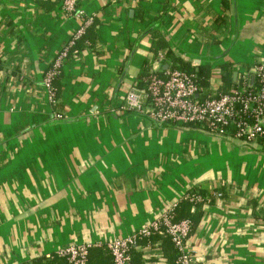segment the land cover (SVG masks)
<instances>
[{
    "label": "crops",
    "instance_id": "1",
    "mask_svg": "<svg viewBox=\"0 0 264 264\" xmlns=\"http://www.w3.org/2000/svg\"><path fill=\"white\" fill-rule=\"evenodd\" d=\"M79 5L92 23L52 102L44 74L82 19L61 0H0V264H68L56 251L69 244H90L87 264H112L106 242L175 203L174 218L191 223L192 264H264V148L122 108L140 78L169 69L168 51L204 72L205 87L230 89L264 61V0ZM175 261L164 233L130 249L129 264Z\"/></svg>",
    "mask_w": 264,
    "mask_h": 264
},
{
    "label": "built area",
    "instance_id": "2",
    "mask_svg": "<svg viewBox=\"0 0 264 264\" xmlns=\"http://www.w3.org/2000/svg\"><path fill=\"white\" fill-rule=\"evenodd\" d=\"M61 6L66 13L81 18L82 23L44 74L43 83L52 102V81L58 75L63 59L92 23V17L84 14L79 0H61ZM249 73H252V79ZM138 82L136 87L126 92L122 108L146 113L156 123L196 124L211 134L237 138L264 148V61L253 65L224 92L201 85L195 74L179 68L167 69L164 76L150 73ZM140 83L144 84L143 87L139 86ZM184 198L190 201L202 199L195 193ZM176 206L177 203L173 204L158 219L133 234L106 242L112 264H129L130 249L137 239L154 233L169 236L176 250V264H192L193 254L186 244L191 223L188 219L174 218ZM89 247L90 244H69L60 247L56 254L66 258L70 264H87Z\"/></svg>",
    "mask_w": 264,
    "mask_h": 264
},
{
    "label": "trees",
    "instance_id": "3",
    "mask_svg": "<svg viewBox=\"0 0 264 264\" xmlns=\"http://www.w3.org/2000/svg\"><path fill=\"white\" fill-rule=\"evenodd\" d=\"M219 21L221 24H223V19L221 17H218ZM166 55L168 57H170L172 63H170L169 65V68L172 69V68H179V69H182L188 73H192V74H195V79L198 83H200L201 85H205L208 81V76L202 72L200 69H194L188 62H186L185 60L181 59V58H178V57H173L172 53L170 51H168L166 53ZM222 81L225 83L226 81H232V74H231V71L230 70H227V68L225 67H222ZM166 70H163L161 72V74H158L159 76H164V73H165ZM56 78V77H55ZM54 78V79H55ZM53 79V81H54ZM52 81V83H53ZM53 86V85H52ZM227 91V90H226ZM192 194V193H190ZM198 194V193H197ZM199 195V194H198ZM184 200L188 201L189 203L193 202L187 198H184ZM59 257V256H58ZM63 258V257H61ZM67 262L68 260L66 258H64ZM68 264H70L68 262Z\"/></svg>",
    "mask_w": 264,
    "mask_h": 264
},
{
    "label": "water",
    "instance_id": "4",
    "mask_svg": "<svg viewBox=\"0 0 264 264\" xmlns=\"http://www.w3.org/2000/svg\"><path fill=\"white\" fill-rule=\"evenodd\" d=\"M253 77L251 76V79H252Z\"/></svg>",
    "mask_w": 264,
    "mask_h": 264
},
{
    "label": "rangeland",
    "instance_id": "5",
    "mask_svg": "<svg viewBox=\"0 0 264 264\" xmlns=\"http://www.w3.org/2000/svg\"><path fill=\"white\" fill-rule=\"evenodd\" d=\"M57 77V76H56Z\"/></svg>",
    "mask_w": 264,
    "mask_h": 264
}]
</instances>
